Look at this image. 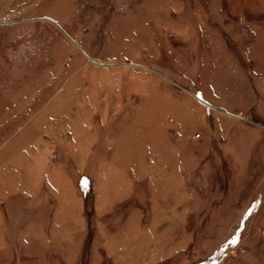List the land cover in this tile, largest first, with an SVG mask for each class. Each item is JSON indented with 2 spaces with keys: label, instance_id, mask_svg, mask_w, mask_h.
<instances>
[{
  "label": "rangeland",
  "instance_id": "1",
  "mask_svg": "<svg viewBox=\"0 0 264 264\" xmlns=\"http://www.w3.org/2000/svg\"><path fill=\"white\" fill-rule=\"evenodd\" d=\"M0 264H264V0H0Z\"/></svg>",
  "mask_w": 264,
  "mask_h": 264
},
{
  "label": "bare ground",
  "instance_id": "2",
  "mask_svg": "<svg viewBox=\"0 0 264 264\" xmlns=\"http://www.w3.org/2000/svg\"><path fill=\"white\" fill-rule=\"evenodd\" d=\"M261 203H259L258 205H260Z\"/></svg>",
  "mask_w": 264,
  "mask_h": 264
}]
</instances>
